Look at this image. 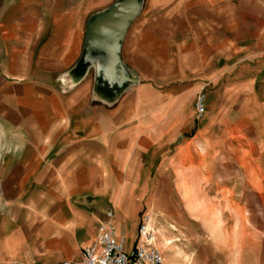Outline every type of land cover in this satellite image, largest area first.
I'll list each match as a JSON object with an SVG mask.
<instances>
[{
    "label": "crops",
    "instance_id": "1",
    "mask_svg": "<svg viewBox=\"0 0 264 264\" xmlns=\"http://www.w3.org/2000/svg\"><path fill=\"white\" fill-rule=\"evenodd\" d=\"M102 1L0 0V264L79 260L109 210L130 252L158 197L264 187V64L221 42L219 0H144L121 51L139 82L112 103L67 75Z\"/></svg>",
    "mask_w": 264,
    "mask_h": 264
},
{
    "label": "rangeland",
    "instance_id": "2",
    "mask_svg": "<svg viewBox=\"0 0 264 264\" xmlns=\"http://www.w3.org/2000/svg\"><path fill=\"white\" fill-rule=\"evenodd\" d=\"M218 7L216 20L220 24L221 42L226 38L233 40L238 58L246 48L245 62L264 64V0H219ZM160 179L157 174V185L163 183ZM255 187L251 190L246 183L231 192L227 187L210 190L208 198L223 209L210 208L204 203L208 201L204 197L199 200L188 186L185 190L190 191V196L186 192L184 195L189 198V208L175 204L173 210L167 209L159 197L156 209L146 206L153 210L155 223L161 230L159 246L165 264H264V187ZM170 224L174 228H169ZM131 231L136 228L131 227ZM132 236L133 233L128 236L127 244Z\"/></svg>",
    "mask_w": 264,
    "mask_h": 264
},
{
    "label": "water",
    "instance_id": "3",
    "mask_svg": "<svg viewBox=\"0 0 264 264\" xmlns=\"http://www.w3.org/2000/svg\"><path fill=\"white\" fill-rule=\"evenodd\" d=\"M143 5L144 0H115L89 17L82 55L67 74L74 84L93 69L94 92L112 103L139 82L123 61L121 51L127 31Z\"/></svg>",
    "mask_w": 264,
    "mask_h": 264
},
{
    "label": "built area",
    "instance_id": "4",
    "mask_svg": "<svg viewBox=\"0 0 264 264\" xmlns=\"http://www.w3.org/2000/svg\"><path fill=\"white\" fill-rule=\"evenodd\" d=\"M205 93L201 91L196 98L198 116L205 111ZM113 210L107 213V219L100 224L96 238L83 248L79 260H62L41 264H165V256L159 246L160 227L155 217L148 213L139 226V236L132 251L126 250V238L119 235L113 225ZM169 228H174L170 224ZM23 264V263H13Z\"/></svg>",
    "mask_w": 264,
    "mask_h": 264
},
{
    "label": "bare ground",
    "instance_id": "5",
    "mask_svg": "<svg viewBox=\"0 0 264 264\" xmlns=\"http://www.w3.org/2000/svg\"><path fill=\"white\" fill-rule=\"evenodd\" d=\"M248 175H249V174H248ZM185 192L187 193L188 196H190V194H189V190H188V191H185ZM192 198H193V197H192ZM224 198H226V197H224ZM188 199H189V198H188ZM204 199H205V198H204ZM204 199H203V200H204ZM197 200H198V198H197ZM197 202H198V201H197ZM197 202H196V203H197ZM191 203H192V202H191ZM189 204H190V203H189ZM193 204H194V203H193ZM203 204H204V203H203ZM191 205H192V204H191ZM194 205H195V204H194ZM197 205H198V204H197ZM195 207H196V206H195ZM195 207H194V208H195ZM199 208H201V207H199ZM231 208H232V207H231ZM209 210H210V209H209ZM214 211H215V210H214ZM240 214H241V212H240ZM205 215H206V214H205ZM209 216H210V215H209ZM213 217H214V216H213ZM240 217L242 218V216H239V218H240ZM242 219H243V218H242ZM219 220H220V219H219ZM243 225H244V224H243Z\"/></svg>",
    "mask_w": 264,
    "mask_h": 264
}]
</instances>
